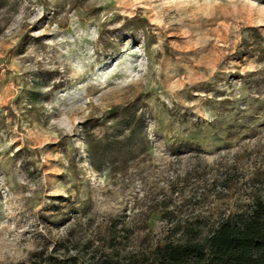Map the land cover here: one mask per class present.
Masks as SVG:
<instances>
[{
	"label": "rangeland",
	"instance_id": "1",
	"mask_svg": "<svg viewBox=\"0 0 264 264\" xmlns=\"http://www.w3.org/2000/svg\"><path fill=\"white\" fill-rule=\"evenodd\" d=\"M264 200V0H0V264H144Z\"/></svg>",
	"mask_w": 264,
	"mask_h": 264
},
{
	"label": "trees",
	"instance_id": "2",
	"mask_svg": "<svg viewBox=\"0 0 264 264\" xmlns=\"http://www.w3.org/2000/svg\"><path fill=\"white\" fill-rule=\"evenodd\" d=\"M144 264H264V200H257L248 215L221 222L203 243L157 246Z\"/></svg>",
	"mask_w": 264,
	"mask_h": 264
}]
</instances>
